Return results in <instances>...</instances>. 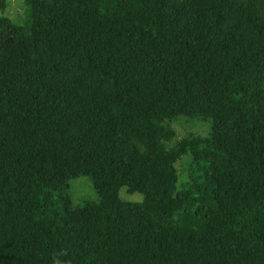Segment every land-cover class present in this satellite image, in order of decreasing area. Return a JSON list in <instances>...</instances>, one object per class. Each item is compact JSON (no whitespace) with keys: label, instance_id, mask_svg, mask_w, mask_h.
Instances as JSON below:
<instances>
[{"label":"trees","instance_id":"1","mask_svg":"<svg viewBox=\"0 0 264 264\" xmlns=\"http://www.w3.org/2000/svg\"><path fill=\"white\" fill-rule=\"evenodd\" d=\"M25 3L0 16V264H264V0Z\"/></svg>","mask_w":264,"mask_h":264},{"label":"rangeland","instance_id":"2","mask_svg":"<svg viewBox=\"0 0 264 264\" xmlns=\"http://www.w3.org/2000/svg\"><path fill=\"white\" fill-rule=\"evenodd\" d=\"M5 12L0 13V16L8 18L16 26H26L30 21L29 8L26 6L25 0H5ZM176 131L177 139L181 140L190 134L206 137L211 129L210 123L201 121H190L186 118H178L172 123ZM191 160L186 156L183 157L176 165L178 171V190L185 188L190 181ZM65 195L72 198L74 204H81L85 201H96L97 195L88 177H80L71 180L68 188L64 191ZM120 198L127 202L140 203L143 201V196L140 194H128L123 188L120 191Z\"/></svg>","mask_w":264,"mask_h":264}]
</instances>
